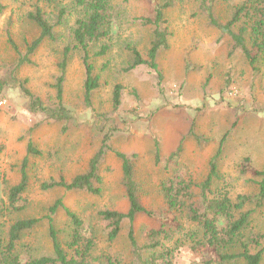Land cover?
Wrapping results in <instances>:
<instances>
[{
  "label": "rangeland",
  "instance_id": "1",
  "mask_svg": "<svg viewBox=\"0 0 264 264\" xmlns=\"http://www.w3.org/2000/svg\"><path fill=\"white\" fill-rule=\"evenodd\" d=\"M116 17L110 40L105 44L109 52L103 57H92L94 75L99 88L91 98V107L83 101L84 70L79 56L69 59L63 83V102L81 122L92 123V114L111 110L115 85L122 86L119 111L115 126L119 130L111 141L114 152L135 154L134 176L140 186V200L148 210L162 206L161 184L174 176L195 183L208 174V164L222 137L223 150L217 162V178L213 191H226L234 199L240 194H252L257 186L238 172L243 157H249L257 169L264 168V69L254 74L243 55L230 53V40L221 37L196 11L194 0H185L164 12L169 31V47L157 58L162 79L147 66L124 71L131 62L129 48L145 56L151 40V30L140 24V18L151 15L156 4L163 0H111ZM0 61L13 62L15 53L8 34L16 47L23 51L25 44L38 35L37 27L25 15L39 6L48 15L57 9L40 0H0ZM217 15L224 21L230 7L217 6ZM77 15L68 14L62 26L55 29L56 41H44L32 56V64L18 70L19 79L27 80L30 91L41 98L54 93L53 84L59 76L58 63L63 47L71 42V31ZM99 49V44L92 54ZM231 54V55H230ZM0 101V198L19 179L18 166L25 156V144L31 139L43 152L42 158L29 160V183L24 198L27 207L19 214L0 217V237L18 218L41 219L57 200L77 214L84 224L86 236H93L92 257L113 256L124 263L130 261L127 240L129 225L124 223L118 238L108 243L104 224L97 215L103 210L124 212L127 202L120 184L121 165L110 152L101 167V194L67 192L62 189L40 190L49 178L63 176L69 180L85 170L87 161L97 148L85 129H73L62 134L59 125L41 126L30 133L33 122L40 120L26 110V99L17 89H8ZM195 134L207 143H196ZM178 146L181 154L177 164L167 163L168 155ZM156 148L160 161L155 163ZM49 154L53 158H49ZM167 163V164H166ZM155 224L144 216L134 223L135 238L144 242V232ZM54 227L62 245L69 241L71 226L63 212L54 216ZM183 230L172 232L161 240L170 251L171 264H200L208 255L193 253L188 232L193 225L183 221ZM249 230L264 232V208L251 217ZM23 244L30 246L34 258L52 256L48 224L41 219L26 233ZM264 264V257L261 262Z\"/></svg>",
  "mask_w": 264,
  "mask_h": 264
},
{
  "label": "trees",
  "instance_id": "2",
  "mask_svg": "<svg viewBox=\"0 0 264 264\" xmlns=\"http://www.w3.org/2000/svg\"><path fill=\"white\" fill-rule=\"evenodd\" d=\"M57 9L55 15H48L39 6L28 12L25 17L38 29V35L25 44L20 51L8 34L10 47L15 53L13 62L0 61V101L8 89H17L26 99V110L32 116L40 117L33 122L30 133L41 126L59 125L62 134L73 129L83 128L89 137L97 143V148L87 161L85 170L69 180L63 176L49 178L41 182L40 190L62 189L67 192H84L89 195L101 194V167L107 155L114 153L121 165L120 184L127 202L124 212L103 210L98 216L104 224L108 243L114 242L124 223L129 225L127 240L130 248V261L122 262L113 256L92 257L95 247L93 236L84 233L83 221L69 210L61 200L51 205L41 219L48 224V237L52 256L34 258L30 246L23 244L26 233L32 231L41 219L18 218L0 237V264H171L170 251L165 250L161 240H167L172 232L183 230V221L193 225L188 232L193 253L208 255L200 264H261L264 257V232L249 230L252 215L264 208V168H255L249 157H243L238 164L241 176H247L257 186L252 194H240L232 199L228 192L213 191V180L217 178V162L223 150L224 135L217 150L208 164V174L199 183L177 176L161 184L162 206L156 210L146 209L140 200V186L134 176L135 154L114 152L111 141L118 133L115 115L119 111L122 98V86L115 85L112 92L111 110L106 113L92 114V123L77 119L63 102V83L65 71L72 55L77 54L84 70L83 101L91 107V98L99 88V78L94 75L92 57L105 56L110 48L105 44L110 40V33L116 17V9L111 0H40ZM185 0H163L156 4L151 15L140 18V24L149 27L151 40L149 48L142 56L135 48H129L131 62L124 71H132L139 66H147L162 79L158 71V55L169 47V31L164 20V12ZM197 13L204 17L207 24L216 29L221 37L230 40V53L239 52L247 61L254 74L264 69V0H194ZM227 4L230 13L222 21L217 15V6ZM4 6L0 3V12ZM68 14H75V26L71 31V42L63 47L58 63L59 76L53 84L54 93L44 98L34 95L27 87L26 79H19L17 72L23 66L32 64V56L40 45L48 40L56 41L55 29L64 23ZM99 44L98 51L92 50ZM230 54V55H231ZM198 144L203 140L191 134ZM178 146L167 157V163L175 166L181 154ZM3 146H0V154ZM31 139L25 144V156L18 166L19 179L7 189L5 199L0 198V217L19 214L27 207L24 193L28 188V167L31 158H42ZM49 158H53L49 154ZM160 161L156 148L155 163ZM166 163V164H167ZM63 212L71 226L69 241L62 245L54 227V216ZM144 216L155 226L144 232V242L135 238L134 223Z\"/></svg>",
  "mask_w": 264,
  "mask_h": 264
}]
</instances>
